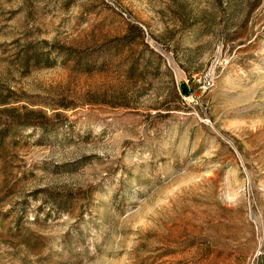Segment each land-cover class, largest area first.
<instances>
[{
    "label": "rangeland",
    "instance_id": "1",
    "mask_svg": "<svg viewBox=\"0 0 264 264\" xmlns=\"http://www.w3.org/2000/svg\"><path fill=\"white\" fill-rule=\"evenodd\" d=\"M0 264H264V0H0Z\"/></svg>",
    "mask_w": 264,
    "mask_h": 264
},
{
    "label": "trees",
    "instance_id": "2",
    "mask_svg": "<svg viewBox=\"0 0 264 264\" xmlns=\"http://www.w3.org/2000/svg\"><path fill=\"white\" fill-rule=\"evenodd\" d=\"M31 114H35V113L31 112ZM31 114H29V116H31ZM14 120H18L19 122H23V119L20 116H17V117L15 116Z\"/></svg>",
    "mask_w": 264,
    "mask_h": 264
}]
</instances>
